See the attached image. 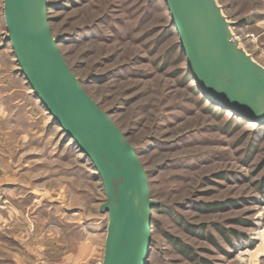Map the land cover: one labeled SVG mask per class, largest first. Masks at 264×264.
Masks as SVG:
<instances>
[{"label":"rangeland","instance_id":"1","mask_svg":"<svg viewBox=\"0 0 264 264\" xmlns=\"http://www.w3.org/2000/svg\"><path fill=\"white\" fill-rule=\"evenodd\" d=\"M215 1L264 67V0ZM47 16L158 202L147 264H264V124L202 91L164 0H48ZM4 32L0 0V264H101V180L40 103Z\"/></svg>","mask_w":264,"mask_h":264},{"label":"water","instance_id":"2","mask_svg":"<svg viewBox=\"0 0 264 264\" xmlns=\"http://www.w3.org/2000/svg\"><path fill=\"white\" fill-rule=\"evenodd\" d=\"M188 67L211 101L264 124V67L229 30L215 0H164ZM48 0H2L4 40L42 106L91 160L101 180L107 214L101 264H147L151 198L134 148L87 94L52 36ZM209 97V98H210Z\"/></svg>","mask_w":264,"mask_h":264},{"label":"bare ground","instance_id":"3","mask_svg":"<svg viewBox=\"0 0 264 264\" xmlns=\"http://www.w3.org/2000/svg\"><path fill=\"white\" fill-rule=\"evenodd\" d=\"M210 99H211V97H210ZM90 162H91V160H90Z\"/></svg>","mask_w":264,"mask_h":264}]
</instances>
